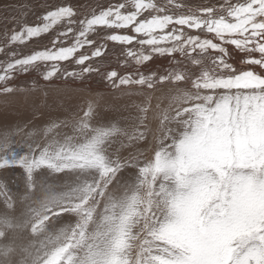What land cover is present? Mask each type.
Wrapping results in <instances>:
<instances>
[{
  "label": "snow or ice",
  "instance_id": "obj_1",
  "mask_svg": "<svg viewBox=\"0 0 264 264\" xmlns=\"http://www.w3.org/2000/svg\"><path fill=\"white\" fill-rule=\"evenodd\" d=\"M25 8L23 17L33 11ZM37 20L32 25L21 20L18 29L4 34L0 93L31 91L15 84L30 71L52 84L95 73L110 90L129 95L122 119L135 122L132 132L119 120L104 123L89 105L79 119L51 122L43 133L47 143H27L25 154L13 151L0 162L24 169L29 180L34 172L67 170L89 188L93 181L137 188L128 206L139 217L133 224L139 230L130 235L121 223L111 246L98 235L94 247L102 250L82 264H130L129 239L140 241L136 264H264V0H225L202 8L178 0H63ZM54 30L50 47L20 54L18 46ZM109 42L123 46L121 64L128 70L102 72L99 58ZM86 46L90 54L77 56ZM155 56L168 57L172 70L144 73ZM70 60L79 71H68L64 62ZM165 87L175 91L166 108L157 106L160 136L152 147L149 109L134 94ZM61 129L69 130L63 142ZM16 134L5 127L0 150L10 148ZM26 135L32 139L37 133ZM122 150L136 154L124 157ZM132 169L135 175L126 180ZM70 247L47 264H61Z\"/></svg>",
  "mask_w": 264,
  "mask_h": 264
},
{
  "label": "bare ground",
  "instance_id": "obj_2",
  "mask_svg": "<svg viewBox=\"0 0 264 264\" xmlns=\"http://www.w3.org/2000/svg\"><path fill=\"white\" fill-rule=\"evenodd\" d=\"M62 2L63 0H0V42H2L3 36L6 32H10L14 28H19L21 20L29 25L36 24L38 23L37 17L44 13L45 8L55 6ZM73 2H76V0H73ZM88 2L95 3L96 0H88ZM108 2L109 0H100V3L102 4H107ZM157 2L162 3L164 0H157ZM178 2L202 8L209 4H223L225 0H178ZM232 2L235 3L237 0H232ZM26 5L32 6L33 11L29 12L26 17H23L22 12L27 11V8H25ZM54 33L55 30L39 39H33L28 41L25 45L18 46L20 54L28 55L34 51L42 50L46 46L50 47ZM200 34L202 36L209 35L204 32H201ZM16 48L17 46H13V49L10 50ZM91 50L92 49L86 46L76 55L78 56L81 53L90 54ZM122 50L123 46L114 45L112 42H109L105 56L99 58V66L102 72L113 69L120 72L128 70L121 64V61L124 59ZM3 59L4 56L0 55V60ZM65 63H68V71H73L74 63H72L71 60ZM89 63H96V61H89ZM173 66V62L168 57L155 56L152 61L143 66L142 71L146 74H164L166 71L172 70ZM15 84L18 87L30 88L32 90L13 94L0 93V133L4 131L5 127L13 129L18 133L12 136V144L10 148L6 151L0 150V162H2L5 156L10 158L13 151H15L18 156L25 154L27 152V143H32L33 141L41 144L47 143L48 138L43 133L51 122H59L66 119H72L73 117L79 119V116L82 115V111H86L89 105L100 111L104 123L110 120H119L121 125L126 127L129 132L134 131L135 122L122 119L128 114L122 110L129 102V95L117 90H110L107 84L102 80L101 76L95 73L83 80L65 81L58 79L52 84L43 81L39 72L30 71L26 75H18ZM33 85H35V87H33ZM174 91L175 90L172 88L165 87L134 94L136 97V103L141 104L142 107H148L149 109L147 113V124L152 130L150 136L152 147H155L158 144L160 136V113L157 106H159L160 109L166 108L172 102L171 96ZM21 129L23 131H21ZM29 131L35 132L37 135L32 139H29L26 135ZM66 132H69V130H60L59 138L62 142L65 138ZM115 147H119V141L114 145V148ZM140 147L144 148V145L141 144ZM134 154H136L134 150H122L121 152L122 156L128 158H131ZM146 156L148 158L152 156L151 149L147 151ZM144 158V156L140 157L141 160ZM135 171V169L129 170V172L126 173V178L129 175H133ZM24 172V169L19 167H0V184L3 185V195H0V230H2L1 227L3 226L4 228H13L12 230L14 231V226H16L21 220L18 200L19 192L17 187L18 183L22 182L23 184L24 179L22 178V174ZM26 175L23 176L26 177ZM28 182H30V180H28ZM143 193H145V191ZM121 197L122 195L120 198ZM145 197L147 200L146 194ZM143 198L144 195H142L141 199L143 200ZM29 199L32 200L31 197ZM145 203L147 204V201ZM35 205H37V203ZM51 215L52 213L41 216L40 211H37L36 209L33 210V213L28 220H31V228L34 231L35 236L43 237V234L46 235V233L51 230L53 223L49 222L47 226L44 225V222L47 221L48 217L50 218ZM24 225L26 226V224ZM143 239L144 237L142 236L141 240ZM82 244L81 240L80 245ZM139 247L140 241L137 242L136 250H138ZM86 252L88 251L85 250V254H88Z\"/></svg>",
  "mask_w": 264,
  "mask_h": 264
},
{
  "label": "rangeland",
  "instance_id": "obj_3",
  "mask_svg": "<svg viewBox=\"0 0 264 264\" xmlns=\"http://www.w3.org/2000/svg\"><path fill=\"white\" fill-rule=\"evenodd\" d=\"M64 64L68 67V63L64 62ZM73 65V71H79V66ZM73 173L66 170L64 173L50 175L48 171L42 170L34 172L31 183L28 182L26 172L22 174L23 184L18 183L17 187L21 220L14 226V231L13 228L1 227L0 264H47L52 256L69 244L72 247L64 254L65 259L61 260V264H67V261H72V264H82L102 250L94 247L98 235L103 234L111 246V242L120 235L121 223L126 224L130 235L139 230L133 227L139 217L132 215L128 206L137 194L135 186L128 187V190L118 181H113L111 184L93 181L89 188L78 179L77 173ZM134 175L135 173L126 178L125 174L124 178L130 180ZM143 192L144 190H139L140 197L144 195L143 201L148 202V197L146 200V193ZM0 195H3L2 184H0ZM25 197H31L32 200ZM35 209L40 211L41 216L52 213L44 225L47 226L49 222L53 225L43 237L35 236L31 228V220H28ZM129 215L131 218L125 220L124 218ZM81 240L82 245H80ZM129 242L133 247L125 255L130 260V264H136L140 247L136 250L138 242L136 240L129 239ZM85 250L88 254H85Z\"/></svg>",
  "mask_w": 264,
  "mask_h": 264
}]
</instances>
